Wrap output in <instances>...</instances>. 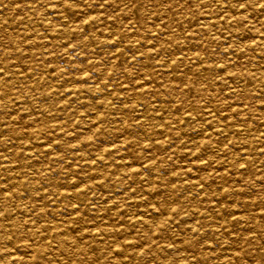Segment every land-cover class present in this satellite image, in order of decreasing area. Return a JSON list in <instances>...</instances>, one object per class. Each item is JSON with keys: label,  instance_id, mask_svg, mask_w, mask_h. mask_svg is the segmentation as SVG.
I'll return each mask as SVG.
<instances>
[{"label": "rangeland", "instance_id": "rangeland-1", "mask_svg": "<svg viewBox=\"0 0 264 264\" xmlns=\"http://www.w3.org/2000/svg\"><path fill=\"white\" fill-rule=\"evenodd\" d=\"M0 229V264H264V0H0Z\"/></svg>", "mask_w": 264, "mask_h": 264}, {"label": "bare ground", "instance_id": "bare-ground-1", "mask_svg": "<svg viewBox=\"0 0 264 264\" xmlns=\"http://www.w3.org/2000/svg\"><path fill=\"white\" fill-rule=\"evenodd\" d=\"M72 11V10H71ZM99 90V89H98ZM242 94V93H241ZM179 180V179H178ZM204 180V179H203ZM175 185V184H174ZM193 187V186H192ZM229 192V191H228ZM251 199V198H250ZM182 201V200H181ZM106 202V201H105ZM23 206V205H22ZM26 210V209H25ZM3 234H5V232H3L2 233V230L0 229V243H2V241L1 240H3V237L1 236V235H3ZM97 235V234H96ZM95 235V236H96ZM108 235V234H107ZM98 236V235H97ZM97 236L95 237V238H97ZM66 236H64V237H58V236H56L55 237V242L57 243V246H58V251H59V253L58 254H60V252H61V254H64V253H67L68 252V250H69V248H68V246L66 245V238H65ZM93 237H94V235H93ZM18 241H22V240H18ZM9 242V241H8ZM31 246V245H30ZM220 247V246H219ZM49 248L51 249V245L49 244V243H43V244H38L36 247H35V250H34V257L33 258H36V259H38L39 261H41V262H45V264H47V261H48V259H47V255H48V252H47V250H49ZM53 249H51V251H52ZM3 247L1 246L0 247V254H3ZM52 253H55V251L54 252H52ZM57 253V252H56ZM1 256V255H0ZM49 257V256H48ZM203 258V257H202ZM11 259H14V260H16L18 263H23V264H31V263H29L30 262V259H32V258H30V259H28V260H26V258H23V257H21V256H18L17 254H7L5 257H4V259H3V264H10V260ZM33 260V259H32ZM47 260V261H46Z\"/></svg>", "mask_w": 264, "mask_h": 264}]
</instances>
